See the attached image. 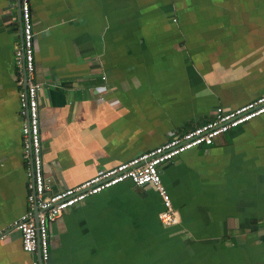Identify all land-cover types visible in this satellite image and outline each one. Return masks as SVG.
Returning <instances> with one entry per match:
<instances>
[{"label": "crops", "instance_id": "1", "mask_svg": "<svg viewBox=\"0 0 264 264\" xmlns=\"http://www.w3.org/2000/svg\"><path fill=\"white\" fill-rule=\"evenodd\" d=\"M47 190L72 187L264 93V0H30ZM0 0V264H38L15 52ZM180 214L124 181L49 223L51 264H264V114L159 167Z\"/></svg>", "mask_w": 264, "mask_h": 264}, {"label": "built area", "instance_id": "2", "mask_svg": "<svg viewBox=\"0 0 264 264\" xmlns=\"http://www.w3.org/2000/svg\"><path fill=\"white\" fill-rule=\"evenodd\" d=\"M21 46L15 52L16 80L21 113V145L27 160V210L13 224L20 232L21 246L27 253L39 252L40 264H51L48 225L60 218L65 210L124 181L135 186H151L160 195L163 209L159 220L165 226L179 223L180 214L162 183L159 167L181 153L197 147L210 146L215 138L264 114V93L232 109L217 106L208 121L178 133L165 142L126 161L102 170L72 187L49 192V179L43 171V156L39 127L38 90L41 84L35 75L33 24L30 0H20ZM25 84V87H23Z\"/></svg>", "mask_w": 264, "mask_h": 264}, {"label": "water", "instance_id": "3", "mask_svg": "<svg viewBox=\"0 0 264 264\" xmlns=\"http://www.w3.org/2000/svg\"><path fill=\"white\" fill-rule=\"evenodd\" d=\"M17 4H18V7H19V22H20V29H21V13H20V0H17ZM21 36H22V32H21ZM21 42H22V37H21ZM25 87V84L24 86ZM37 253L39 254V252L37 251ZM39 256V255H38ZM38 264H40V256L38 258Z\"/></svg>", "mask_w": 264, "mask_h": 264}]
</instances>
